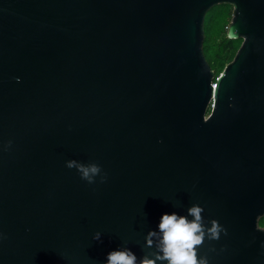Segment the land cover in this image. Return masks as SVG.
I'll return each mask as SVG.
<instances>
[{"label": "water", "instance_id": "95a60500", "mask_svg": "<svg viewBox=\"0 0 264 264\" xmlns=\"http://www.w3.org/2000/svg\"><path fill=\"white\" fill-rule=\"evenodd\" d=\"M217 4L242 41L215 77ZM194 204L227 229L209 264H264V0H0V264L142 258Z\"/></svg>", "mask_w": 264, "mask_h": 264}, {"label": "clouds", "instance_id": "9594fccd", "mask_svg": "<svg viewBox=\"0 0 264 264\" xmlns=\"http://www.w3.org/2000/svg\"><path fill=\"white\" fill-rule=\"evenodd\" d=\"M19 80V78H17ZM11 144V141L9 142ZM66 167L76 169L82 180L88 184L107 182L108 175L102 167L95 162L84 164L75 159L68 160ZM204 208L194 204L187 209V215L176 212L164 214L159 222L158 231L150 230L146 236L145 247L155 249L147 252L142 258L128 249L112 251L107 256V264H209L207 255L201 257L199 249L206 239L219 240L225 229L217 220L210 221V227L205 224ZM192 217V219H189ZM102 233L97 231L93 239L100 240ZM3 236L0 234V239ZM214 250V249H213Z\"/></svg>", "mask_w": 264, "mask_h": 264}, {"label": "trees", "instance_id": "16d2710c", "mask_svg": "<svg viewBox=\"0 0 264 264\" xmlns=\"http://www.w3.org/2000/svg\"><path fill=\"white\" fill-rule=\"evenodd\" d=\"M231 8L230 4H217L207 11L204 17V41L202 48L206 60L215 72V77L232 60L241 43L240 38L231 39L226 35ZM213 9L217 10L215 15L212 13ZM258 225L264 228V215L259 217Z\"/></svg>", "mask_w": 264, "mask_h": 264}, {"label": "rangeland", "instance_id": "374dc122", "mask_svg": "<svg viewBox=\"0 0 264 264\" xmlns=\"http://www.w3.org/2000/svg\"><path fill=\"white\" fill-rule=\"evenodd\" d=\"M214 6H216V5H214ZM214 6H212L211 8H213ZM211 8H210V9H211ZM210 9H209V10H210ZM209 10H208V11H209ZM206 13H207V12H206ZM212 13H213V15H215V14L217 13V10L213 9ZM230 19H231V18H230ZM229 22H230V21H229Z\"/></svg>", "mask_w": 264, "mask_h": 264}, {"label": "flooded vegetation", "instance_id": "af4514ba", "mask_svg": "<svg viewBox=\"0 0 264 264\" xmlns=\"http://www.w3.org/2000/svg\"><path fill=\"white\" fill-rule=\"evenodd\" d=\"M232 7V6H231ZM231 12H232V8H231ZM232 14V13H231ZM230 18H231V15H230ZM241 39V38H240ZM241 41H242V39H241Z\"/></svg>", "mask_w": 264, "mask_h": 264}]
</instances>
